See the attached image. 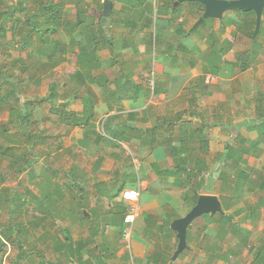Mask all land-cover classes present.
I'll return each instance as SVG.
<instances>
[{"label": "crops", "instance_id": "1", "mask_svg": "<svg viewBox=\"0 0 264 264\" xmlns=\"http://www.w3.org/2000/svg\"><path fill=\"white\" fill-rule=\"evenodd\" d=\"M68 1L77 2L64 0L57 29L46 33L51 36L49 45L59 46L57 52L50 49L48 56L27 61V84L20 91L25 116L14 114L20 104L13 100L0 103V146L18 148L22 133L33 135L31 162L25 168L29 184L22 187V192L28 187V194L24 201L18 196V223L31 213L36 216L29 223L58 217L63 228L70 226L74 240L68 250V241L62 246L61 237L50 244L38 241L33 232L29 245L38 257L54 253L55 261L48 264L66 254L72 264H101L100 255L98 261L94 258L101 245L107 247L106 255L100 252L105 264H148L150 259L157 264H262L264 224L257 230L255 223L264 221L258 214L264 209V65L258 69L264 62V37L256 40L261 51L253 52L250 31L256 13L229 10L222 18L195 26L205 11L199 2L165 0L162 17L154 22L149 0H143L142 8H126L127 0H112L108 16L100 8L107 0H87V21L102 28L95 36L94 29L85 33L84 19L75 8L68 9ZM68 10L74 18H68ZM101 32L107 38L99 36ZM240 38L250 40L241 45ZM84 42L89 46L80 55L77 47ZM229 81L231 87L226 85ZM43 86L48 89L40 96ZM1 92L7 96L13 89ZM41 108L44 116L37 118ZM36 125L43 130L35 132ZM4 151L0 150V179L6 176L3 167L16 171ZM247 190L261 197L248 203ZM3 191L1 186L0 216L6 211L10 216L8 206L15 208L8 199L14 203L15 198L9 193L5 197ZM202 194L217 196L222 211L206 213L212 218L204 230L199 227L202 220L196 222L199 217L189 225L182 258H157L178 249L177 232L166 222L185 216ZM26 201L31 202V212ZM72 201L84 202L85 214L97 229L46 213L50 206L67 208ZM103 202L107 219L98 222L92 211ZM131 203L139 205L133 227L125 222L111 225L117 209L123 207L126 215ZM5 224L3 234L10 239L0 231V259L7 252L2 240L12 247L16 237L10 218ZM230 235L235 243L231 239L229 244ZM16 248L20 257L22 251Z\"/></svg>", "mask_w": 264, "mask_h": 264}, {"label": "rangeland", "instance_id": "2", "mask_svg": "<svg viewBox=\"0 0 264 264\" xmlns=\"http://www.w3.org/2000/svg\"><path fill=\"white\" fill-rule=\"evenodd\" d=\"M89 2H92V4H93V3L97 2V0H89ZM164 2H165V0H158V4H157L158 7L154 5V0H149V2H147V4L148 3L151 4V6H149V8L152 10V17H153V21L154 22H155L156 18L160 19L162 17L161 16L162 15L161 14L162 13V9L160 7H161V4L164 3ZM184 2L187 3L189 1H184ZM30 3L31 2L28 1V6L30 7L31 11L33 12L34 9L35 8L37 9L38 6L35 5V4H30ZM67 3L70 4V5H67V6H69L68 7L69 10L71 8L72 9H74V8L75 9L76 8H79V9L84 8L86 11L91 10V8H89V5H88L87 0H79V6L77 5V2L74 4V2H69L68 1ZM134 4L142 8V7H144L145 1H143V0H132V1L129 0L128 1L127 0V2L125 3V7L127 8V5H130V6L133 5L134 6ZM86 8H88V9H86ZM69 10H68V14H69L68 18L70 19L71 18L70 16H72V18H74V13L71 12V11H69ZM179 10H181L180 9V6H179V9H175L174 11H176V13H177ZM157 11H159V13H157ZM100 13H101V10H100ZM186 14H187V12L184 13L183 17L186 16ZM16 15H21V16L26 17L23 14V12L17 13ZM83 15H82L83 18H85V19L83 20L82 27L85 29V33L87 32V30L90 31L91 29L92 30L94 29V35L97 36L98 33L100 32V30L102 28H100V26L98 25V23L95 24V26L92 25V24H90L87 21V16L85 17V14H83ZM263 21H264V17H263ZM5 26L7 27L8 26V23H5ZM263 28L264 27H262L261 28L262 30L261 31L259 30V32L257 34H255L256 29H255V32L253 33V37H254V40H253L254 41V44L252 46L253 52H260L261 51V46L257 44V41L256 40H258V39L261 40V38L264 37V29ZM8 35H9V37H11V34L10 33ZM56 35H58L59 37L61 36L59 34H56ZM44 36L43 37L40 36V35L37 36L34 33L33 34L34 44L32 46L27 45V47L24 48V50L26 49L25 51L34 52V48L36 47L35 43L38 44V46L39 45H46L45 44V40L47 38H51V36H49L48 34H45ZM250 38L252 39L251 36H250ZM0 40H1V38H0ZM245 40L247 41V40H250V39L240 38L239 43L242 45V42L245 41ZM62 41H63V39L60 41V43ZM84 44L86 46H89V44H86L85 42H84ZM52 45H53V43H52ZM21 47L22 46H18V47H15L14 46V47L11 48L10 46H8L7 49L10 50V48H11L12 57H18L20 55V49H21ZM22 52H23V50H22ZM6 59H7L6 56H4L1 53V51H0V66H3L2 64H5ZM18 64L19 65L18 66L16 65L14 70H12L11 68H9V66L7 67L8 68V70H6L7 71V75H5V77H3V80L0 81V93H2L1 92V89H5L6 90L7 88L8 89L10 88L11 84H10V82L8 80L11 79V76H13V75H15L17 73L19 74L20 67L21 68H24L25 66L28 67V65H29L28 62H19ZM20 64H25V65H22L21 66ZM8 65H10V63H8ZM263 65H264V62L260 61L259 62V65H258V69H260V67H262ZM27 71H28V68H27ZM261 71L263 72V76L262 77H264V70H261ZM26 77L27 76H25V74L21 78L20 77H17L16 80H15L14 85H16L18 87L20 81L22 82V84L26 85L27 84V78ZM226 85H228V86L231 87L232 86V83L229 81V83H227ZM43 87H44V89H42L41 92L39 93L40 96H44L43 93H45V91L48 89L45 86H43ZM255 98H257V92L255 94ZM23 106H24L23 107V112L20 113L22 115H24L23 113H24V111H26L25 105H23ZM44 113H45L44 109L41 108L36 113V116H38L37 118L43 117L44 116ZM42 130H43V128L41 126H38V125L35 126V132H40ZM46 131H47V129H45V131H43V135L47 134ZM19 140L23 143V145L21 147L20 146L18 148L15 147L19 151V153L22 154L24 151L33 150V148L31 149V147H33L32 145L34 144L33 142L26 141V139L22 135H20ZM32 156H33V154H32ZM241 157L243 158L244 156L242 155ZM39 159L42 160V158H39ZM43 159H45V158H43ZM3 163H2V165H4ZM2 169L4 170V174H6V176H3V179H5L6 182H5L4 185L2 183L0 184V189H1V186H2V189L5 190V187H6L10 191L9 194H12V192H14V193L18 194L19 197L20 196H23V193H21L22 192V187H23V185H28L29 184V180H28V176H27L26 170H24L25 172L23 171V172H20L19 173L18 171H15L14 172L12 170H7L4 167ZM247 191H250L251 192V193L248 192L247 195H245V200H247L248 203L254 204V202H256V200L261 197L260 194H258V193H252L251 190H247ZM227 195H228L227 197H230V194H227ZM233 197H234V199H236L237 196L235 194H233ZM0 201L3 202V200L1 198H0ZM14 201H15L14 202V205H21V204H18L19 203V200L17 198H15ZM29 203H31V202L30 201L29 202L26 201V203H24V205L27 206L28 211L31 212L32 211V207L31 206H28ZM75 203H77V202L76 201L70 202V204H72V205L69 206V207H67L66 209L71 208V210H72L73 208H75L73 206V205H75ZM101 205L102 206H100V209L99 210L96 208V209H93V211H92V214L94 216L93 218L96 221H98V222H99V220L107 219V218L104 217V215H105L104 210L108 207L107 206V202L106 203L103 202ZM8 209L11 212V215L10 216H9L10 213H8V211L4 212L3 216H0L1 217L0 218V231L1 232L3 231L2 228L6 225L5 223H6V221L9 220V218H10L11 226L16 225V224H18V225L20 224V223H18V220H17L18 211L16 209L15 210H12L10 208V206H8ZM101 209L103 210L102 212H101ZM120 209H123L124 210L123 207H120ZM262 209L263 208H261V210L258 212V214L260 215V219L261 220L264 219V216L262 218V215H264V209H263V212H262ZM258 214H255L254 217H259ZM210 215L211 214H204L203 216H201V217H199L197 219V221H196L197 223L200 220H202L201 230L206 227V225L208 223L207 221H209L210 218H212ZM35 216L36 215H34V213H31V214H28V215L25 214V215L21 216L20 217V220H22L24 223H22V224L19 225L20 227L23 226V227H21L22 230L19 231V232H18V230H16L17 227L13 226L14 227V230L13 231H15V233H16L15 239H17V237L19 236L20 239H21L19 241L20 242L22 241L25 244V248L26 249L22 251V254L19 257L18 256L19 255L18 254L19 253V250H17V248L15 246H12V247L11 246H8V242L7 241L5 242L3 240V243L4 242L5 243L4 244L2 243V246L4 247L5 252L6 251L7 252H6V254H3L4 257L2 259H0V264H48V261H55L56 255L54 253H50V254H48L46 256H43V255L40 254L39 257H38V255H37L38 251L35 250L34 248H32V246L29 245V239L30 238H28V236H30L33 232H36V234L38 235L37 236L38 241H42V242L47 241L50 244L56 243V239H58V238L61 237L62 239H61L60 242H62V246L64 245V241H66V242L68 241L67 248H68V250L70 249V247L72 245V242L74 240L72 238L71 229H69L70 226L68 224H66L67 226H65L64 228H62L61 225H60V223H59V220L58 219L52 220V218L50 217V219L52 221L49 222V219H48L47 216H44L43 217L44 219H46V221L41 220L40 222L29 223L31 220H34ZM227 218L230 219V215H227ZM37 219H39V218H37ZM70 219H71V217H69V220ZM108 223H109V221H108ZM241 223H243V222H241ZM261 224L263 225L264 224V221L263 222H257V223H255V225L257 227V230H259L261 228ZM93 226L96 227V224H94ZM127 232H128V229H127ZM242 232L244 234V237H249L250 236V232L248 230L243 229ZM63 233H64V236L62 235ZM190 233L191 232H189V236H190ZM129 237H130V235H127V240H129ZM91 238H93V237H91ZM231 239H233V243H235L234 238L230 235V237H229V244H230V240ZM233 246H235V245H233ZM100 249H101V251H100L101 253H103L105 255L107 254L106 253L107 252V247L105 245H101L100 246ZM100 252H98V250H97L96 251V254L97 255H95L94 258H96L97 261H98L99 258H97V257H99L98 255H100V260H99L100 263L101 264H105L104 261H103L104 259L102 258V255L100 254ZM62 256L60 258L62 261L61 260H58V262H56V264H72L71 261H70V256L68 254H66V256H64V257H62ZM182 256H184V253L181 254L179 258H182ZM200 257H203L205 259L207 258L204 255H202V256L200 255L199 258ZM219 257L225 259L226 262L229 263L227 261V258H226L225 255H222L221 254ZM258 257H259V255H258ZM229 260H232L233 261V259H231V258H229ZM234 262H237L236 264H239L240 263L239 260H236V261L234 260Z\"/></svg>", "mask_w": 264, "mask_h": 264}, {"label": "trees", "instance_id": "3", "mask_svg": "<svg viewBox=\"0 0 264 264\" xmlns=\"http://www.w3.org/2000/svg\"><path fill=\"white\" fill-rule=\"evenodd\" d=\"M28 1H30V4H35L37 5V9L35 8L34 11L32 12L30 7L28 6ZM59 2H56V0H0V51L1 53L6 56V61L5 64H2L3 66H0V81L3 80V77H5V75H7V71L8 70V66L9 68H11L12 70L15 69V66L19 65V62H27L28 59L34 58V56L38 57V58H42V56H48V51L51 49L53 50V52H57V50L59 49L58 47H52L50 46V41L49 38H47L45 40V42H47V45H41V46H36L34 48V52H30V51H25L24 48L27 47V45L32 46L34 44V40H33V34H37L38 36H44L46 33H50L51 31H54V29H57V27H55V23L56 21H58V19L61 17V15H63V11H64V0H57ZM77 5L79 6V0H77ZM100 8H103V6H101ZM75 12H77V14L79 15L80 19L83 20L85 18H83V14H87V12L85 11V9L81 11V9L76 8L74 10ZM12 14H11V13ZM23 12V14L26 16H21V15H16L17 13ZM11 14V15H10ZM83 15V16H82ZM23 18V19H22ZM80 20L79 23H82V21ZM256 22L257 20L255 19L254 22V27L252 28V30L250 31L251 37L253 36V33L255 32L256 29ZM5 23H8V26H5ZM236 25L239 24L236 22ZM11 34V37H9L8 34ZM183 32H181L180 34H182ZM99 36H103L105 38H107L104 33H100ZM45 37V36H44ZM3 38V39H2ZM79 44V43H78ZM8 46L12 47H18V46H22L20 49V55L18 57H12V53H11V48L10 50L7 49ZM57 46V45H56ZM85 44L82 43L78 45L77 50L79 51V54H83L84 51L87 50V47H84ZM89 48V47H88ZM37 49V51L35 50ZM62 49V48H60ZM23 50V52H22ZM46 50V51H45ZM36 51V52H35ZM8 63H10V65H8ZM211 63H214V60H211ZM210 63V64H211ZM209 64V63H208ZM209 64V65H210ZM25 65V64H20ZM216 71V70H215ZM27 72V67L25 66L24 68L20 67V72L19 74H15L13 76H11V79L8 80L11 84L10 87H12L13 92L11 95H3L0 96V103H6V104H10L11 100H13V103H17L20 104L19 105V110L18 112L15 111L14 109V114L18 113L20 114L21 112H23V105H25L22 101V99L20 98V94L22 95V93L20 92L21 90L24 91L25 86L24 84H22V82L20 81L19 86L17 87L16 85H14L15 80L17 77H23L24 74ZM19 95V96H18ZM25 115H23L24 117ZM19 118V117H18ZM62 118V117H61ZM64 121H68V119H63ZM22 136L26 139V141L31 142L33 140V135L31 133H22ZM20 147L23 145L22 142H19ZM202 146L205 148L206 147V142L202 143ZM15 147V146H14ZM12 146H5V144L3 146H0V150H5L2 153H7V159H9L10 165H12V167H14V169L16 171L23 172L25 169L28 167V164L31 162V160L29 159V152L28 151H24L22 154L19 153V155L16 153L18 150L16 148H14ZM229 152L232 153L230 156H234V151L233 149H229ZM233 165V163H232ZM231 165V166H232ZM6 180L1 178L0 179V183H2L3 185L5 184ZM28 187L24 186L23 188V196L20 197L21 201H24V196L28 194L27 191ZM26 191V192H25ZM9 189H7L5 187V190L2 192V194H5V197H7L6 193H9ZM11 196H14V198L18 199V195L14 192H12ZM198 197V194H196V198ZM8 201L12 204L13 208H17L18 205H14V203H12V199L10 197V199H8ZM20 206V205H19ZM75 208H73L71 210V208L66 209L65 207L59 208V206H50V208L47 210V214L49 216H51L50 214L54 215H59V216H68L71 217V219L76 223L77 221L78 224L80 223V225L82 226H88L91 228H94L95 226L94 223L92 224V218H88L85 214V210L87 209L84 206V202L80 201L78 202L76 205H73ZM18 209V208H17ZM18 211V210H17ZM70 211V212H69ZM58 217H56L57 219ZM115 220L118 221H113L111 225H117L120 223L125 222V215H124V211L123 209H117V213L115 215ZM55 220V219H53ZM226 221H230L227 217H226ZM168 225L167 227L170 229V225L171 222H166ZM22 224V223H20ZM19 224V225H20ZM18 224L13 225L16 228V230L21 231V227L23 226H19ZM61 225V224H60ZM11 226V228L14 230V227ZM63 228V226H61ZM96 226L95 229H97ZM201 229V226H199ZM106 226L104 227V231ZM4 229V227L2 228V230ZM25 229V228H24ZM204 230V228L202 229ZM4 231H2V235L5 236V238L10 239V235H7V232H5L3 234ZM13 234H16L15 231H12ZM12 234V235H13ZM4 238V237H3ZM4 238V240H5ZM20 237L18 236L17 239L12 241V245L15 247L20 248L21 251L25 250V244L21 241ZM57 241V240H56ZM86 242L90 243V240H85V244ZM3 243V240L2 242ZM5 243V242H4ZM3 243V244H4ZM57 244V243H56ZM2 246V244H1ZM3 247V246H2ZM175 250L172 251L171 254H168L167 256L163 257V256H157V258H161L162 259H166V262L170 259H172L173 255H174ZM257 258H262V256H257ZM259 261V260H258ZM261 263L264 264L263 260H261ZM148 264H157L156 259L155 260H149Z\"/></svg>", "mask_w": 264, "mask_h": 264}, {"label": "water", "instance_id": "4", "mask_svg": "<svg viewBox=\"0 0 264 264\" xmlns=\"http://www.w3.org/2000/svg\"><path fill=\"white\" fill-rule=\"evenodd\" d=\"M184 1L199 2L204 5L205 11L196 22L195 26L199 25L208 18H222L225 12L234 9L244 11H254L257 16L256 32L257 34L261 27L262 15L264 10V0H177V3ZM113 8L112 0H107L103 6V15L108 16ZM222 211L221 202L215 195L202 194L199 196L195 206L183 217L175 219L171 228L177 232L179 239L178 249L174 254L176 259L187 245V230L189 225L198 217L206 213H216ZM53 264V262H51Z\"/></svg>", "mask_w": 264, "mask_h": 264}, {"label": "built area", "instance_id": "5", "mask_svg": "<svg viewBox=\"0 0 264 264\" xmlns=\"http://www.w3.org/2000/svg\"><path fill=\"white\" fill-rule=\"evenodd\" d=\"M139 216V205L137 203H131L128 206V212L125 216V222L132 226ZM128 235V232H127Z\"/></svg>", "mask_w": 264, "mask_h": 264}, {"label": "clouds", "instance_id": "6", "mask_svg": "<svg viewBox=\"0 0 264 264\" xmlns=\"http://www.w3.org/2000/svg\"><path fill=\"white\" fill-rule=\"evenodd\" d=\"M203 13H204V12H203ZM202 15H203V14H202ZM202 15H201V16H202ZM201 16H200V17H201ZM200 17H199V18H200ZM199 18H198V20H199ZM198 20H197V21H198ZM197 21H196V22H197ZM137 168H138V165H137ZM138 169H139V168H138ZM127 212H128V207H127ZM125 216H126V215H125ZM136 220H137V219H136ZM135 222H136V221H135ZM134 224H135V223H134ZM134 224H133V225H134ZM125 225H127V223H126V222H125ZM133 225H132V226L128 225V227H131V228H132V227H133ZM129 240H130V239H129Z\"/></svg>", "mask_w": 264, "mask_h": 264}]
</instances>
